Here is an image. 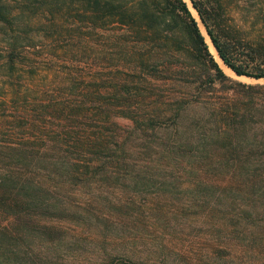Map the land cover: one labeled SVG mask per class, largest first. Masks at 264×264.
<instances>
[{
    "label": "trees",
    "instance_id": "trees-1",
    "mask_svg": "<svg viewBox=\"0 0 264 264\" xmlns=\"http://www.w3.org/2000/svg\"><path fill=\"white\" fill-rule=\"evenodd\" d=\"M253 2L190 0L223 62L258 79L264 0ZM81 28L99 63L54 56L69 54L62 30ZM221 66L187 0H0V264H174L144 212L151 200L162 221L164 193L179 200L176 237L206 234L185 264L264 250V82ZM21 70L43 81L15 88ZM107 181L131 189V210L71 206Z\"/></svg>",
    "mask_w": 264,
    "mask_h": 264
},
{
    "label": "rangeland",
    "instance_id": "rangeland-1",
    "mask_svg": "<svg viewBox=\"0 0 264 264\" xmlns=\"http://www.w3.org/2000/svg\"><path fill=\"white\" fill-rule=\"evenodd\" d=\"M189 2V6L193 12V14L196 16V18L199 21V25L200 28L202 30V32L205 34L207 41L210 43V39L208 37V34L199 18L198 13L196 12L195 8L191 5L190 0H187ZM251 2H253V0H249ZM256 3V2H253ZM74 32V30L72 31H65L62 30L61 33H64V35L66 38H68L69 42L67 41L66 47L68 52L70 50H77V56L76 58L78 59H82L84 60L86 57H88L89 59L92 60L96 59V63H99V55H93V54H88L87 52H84L85 49H83L80 44L76 41L77 38L82 37L84 35H87L86 29H79V32L75 33L72 35V33ZM61 53V54H60ZM65 55H69L71 56V53L69 52V54H63V52H58V53H54V56L57 58H62ZM221 67H223L224 71L226 72L227 75L237 79V80H241V81H245V82H264V78H253V77H249V76H237L228 66H224L222 65ZM20 73L22 74V76L20 78H16L14 79V82L12 83L14 85L15 88L19 87L20 83H22L23 78H28V77H32L34 79V81H43V75L41 72H33L30 73L27 70H21ZM50 76V75H49ZM3 80V78H2ZM46 80V79H45ZM6 83L5 81H0V94H2V91L5 90V88L2 86V84ZM2 110V106H0V112ZM3 112V110H2ZM117 121L123 125H126L128 123H130V120L126 117L123 116H117L116 117ZM205 181L207 183L212 182L213 180L211 179V177L206 178ZM125 190V191H124ZM131 191L130 188L125 187L124 184L122 183H115L113 181H107V182H102L100 184H92L90 186L84 187V191L81 193L80 198H78L79 196L76 197H71L73 202H71V206L75 207L74 205H76L77 203H81V202H85L87 201V199L89 198H93V202L96 200L97 203H100L101 206H103L105 208L106 211H112V212H116V211H129L131 210V206L128 205L129 202H127V195L128 193ZM162 195V194H161ZM166 195V196H164ZM164 195L162 196V198H160V202H161V208L164 211V214L160 215V218H162V221H158L156 219V217L154 216V214L151 215V212L155 211L153 209H150V205H151V200L147 201V205L144 206L145 207V214L148 215V223L147 226L148 228L154 229V230H158V232H163L162 234H164V231L167 232V236L171 237V238H167L162 240L161 244H155V246H159L161 245V247L164 249V260L166 262H173L174 264H185V260L184 257L182 255V252H186V253H192V250H189L191 248H193V250H198L199 245L201 244V241H204V239H206V234H204L203 237H198L196 235H194V233L190 232V235H192V239H191V243H188L186 240L184 241L183 238H179L176 237V232L175 234L172 233L170 231V228H173V224H175L177 222V218L176 219H171L170 215L172 214L173 210H176V206L172 205V202L174 203H178L179 200L175 199V198H171L170 195L164 193ZM95 196V197H93ZM78 198V199H77ZM97 198V199H95ZM136 203H140L141 204V199H137ZM167 203V206H165ZM144 205V204H143ZM153 205V204H152ZM171 205V206H170ZM165 206V207H164ZM170 206V208L172 210L166 209ZM116 210V211H115ZM161 211V210H160ZM205 216L202 215L200 220H205ZM170 219V220H167ZM203 222V221H202ZM181 224H179L177 227H180ZM253 226H251L250 228H247V230L251 229ZM187 228V227H186ZM204 228H207L206 225ZM188 229V228H187ZM196 233V230H195ZM201 233V231H200ZM199 233V234H200ZM92 242V241H90ZM87 244H89V242H87ZM144 244H150L149 242L144 243ZM151 250V249H150ZM159 250V249H157ZM156 250V251H157ZM199 251V250H198ZM247 251L245 254L243 253V251H240V248L238 249L239 254H242V258L246 261V264H257L261 261V259L259 260L258 257L264 255V250L261 249V247H258L257 245H253L251 247L247 248ZM199 257V256H198ZM258 258V259H257ZM199 258H195V259H190L188 258V260H191V262H195L194 260H198ZM201 260L206 261V262H214L211 259H207L206 256H202L200 257ZM77 263V261H74L73 264Z\"/></svg>",
    "mask_w": 264,
    "mask_h": 264
},
{
    "label": "bare ground",
    "instance_id": "bare-ground-1",
    "mask_svg": "<svg viewBox=\"0 0 264 264\" xmlns=\"http://www.w3.org/2000/svg\"><path fill=\"white\" fill-rule=\"evenodd\" d=\"M208 43H209V42H208ZM209 45H210V50H211V52L215 55V57H216V59L219 61V63H220L221 65H224V66L227 67V65L223 62V60L221 59L220 55L218 54L216 48H215L214 45L212 44L211 40H210ZM236 75L239 76L237 73H236Z\"/></svg>",
    "mask_w": 264,
    "mask_h": 264
},
{
    "label": "water",
    "instance_id": "water-1",
    "mask_svg": "<svg viewBox=\"0 0 264 264\" xmlns=\"http://www.w3.org/2000/svg\"><path fill=\"white\" fill-rule=\"evenodd\" d=\"M201 20V19H200ZM207 32V31H206ZM208 34V33H207ZM212 42V41H211ZM213 44V43H212ZM215 47V46H214ZM222 59V58H221Z\"/></svg>",
    "mask_w": 264,
    "mask_h": 264
}]
</instances>
